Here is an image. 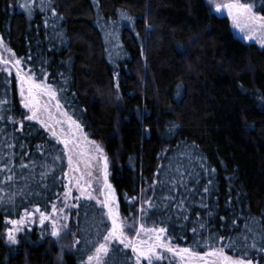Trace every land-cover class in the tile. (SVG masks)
<instances>
[{"label": "trees", "instance_id": "obj_1", "mask_svg": "<svg viewBox=\"0 0 264 264\" xmlns=\"http://www.w3.org/2000/svg\"><path fill=\"white\" fill-rule=\"evenodd\" d=\"M22 2L0 0V36L65 84L75 117L109 158L122 215H135L125 194L138 195L161 154L186 143L216 169L224 220L213 227L228 221L229 198L240 215L264 219V48L235 37L206 0H53L56 17L46 9L31 18ZM107 26L123 46L117 59L105 43ZM9 95L18 100V86ZM5 218L0 213V264H80L71 237L56 242L38 225L7 244ZM69 227L76 230L75 218Z\"/></svg>", "mask_w": 264, "mask_h": 264}, {"label": "snow or ice", "instance_id": "obj_2", "mask_svg": "<svg viewBox=\"0 0 264 264\" xmlns=\"http://www.w3.org/2000/svg\"><path fill=\"white\" fill-rule=\"evenodd\" d=\"M52 4L23 0L18 6L29 18L46 9L56 17ZM207 4L210 11L226 14L242 39L264 48L261 0ZM105 43L112 46L111 59L124 54L114 29L105 33ZM31 60L30 55L18 57L0 36V213L6 217L7 244L18 245L20 234L38 225L56 242L71 237L80 264H264V219L240 215L229 198L228 221L213 227L224 220L218 214L216 169L198 145L165 150L139 194L124 196L135 215H122L103 146L75 117L65 84L50 80L43 64L36 67ZM14 86L18 100L9 95ZM73 218L75 231L69 227Z\"/></svg>", "mask_w": 264, "mask_h": 264}, {"label": "rangeland", "instance_id": "obj_3", "mask_svg": "<svg viewBox=\"0 0 264 264\" xmlns=\"http://www.w3.org/2000/svg\"><path fill=\"white\" fill-rule=\"evenodd\" d=\"M207 1V0H206ZM38 3H39V0H38ZM219 16H221L220 14H218ZM223 17H226V14L225 15H223ZM227 18V17H226ZM122 19V18H121ZM120 19V20H121ZM122 21H124V22H126L127 20H123L122 19ZM229 21H230V24H231V20L229 19ZM129 26V25H128ZM105 29H106V31H105V33L107 32V31H112L113 30V26H107V27H105ZM231 29H232V31H233V34L235 35V37H237L238 39H240L241 41H243V42H250V41H247V40H244V39H242L241 38V35L240 34H238L237 32H236V30H234L233 28H232V25H231ZM117 34H118V36H119V33L117 32ZM104 37H105V35H104ZM119 40H120V38H119ZM251 42H253V43H256L255 41H251ZM256 44H258V43H256ZM107 46H108V49H110L112 46L111 45H108V44H106ZM259 45V44H258ZM260 46V45H259ZM100 144V143H99ZM109 180H110V176H109Z\"/></svg>", "mask_w": 264, "mask_h": 264}]
</instances>
